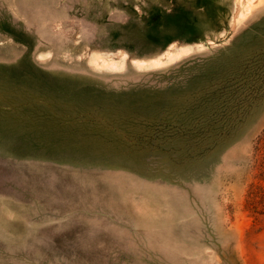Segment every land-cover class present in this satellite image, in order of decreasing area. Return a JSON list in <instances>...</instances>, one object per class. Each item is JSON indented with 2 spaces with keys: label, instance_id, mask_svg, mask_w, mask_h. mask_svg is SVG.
<instances>
[{
  "label": "rangeland",
  "instance_id": "obj_1",
  "mask_svg": "<svg viewBox=\"0 0 264 264\" xmlns=\"http://www.w3.org/2000/svg\"><path fill=\"white\" fill-rule=\"evenodd\" d=\"M245 1L0 0V264H264Z\"/></svg>",
  "mask_w": 264,
  "mask_h": 264
},
{
  "label": "bare ground",
  "instance_id": "obj_2",
  "mask_svg": "<svg viewBox=\"0 0 264 264\" xmlns=\"http://www.w3.org/2000/svg\"><path fill=\"white\" fill-rule=\"evenodd\" d=\"M248 3H251V2H254V1H256V0H246ZM245 1V2H246ZM246 4V3H245ZM249 8V6L247 5L246 7H245V9H246V11H247V9ZM168 53V54H167ZM167 53H165V54H167V55H165V56H169L171 53H169V52H167ZM169 58V57H168ZM170 59V58H169ZM157 60V59H156ZM159 60V59H158ZM160 61V60H159ZM134 62H136V61H134ZM143 62V61H142ZM158 62V61H157ZM138 63V62H137ZM145 64V63H144ZM139 65V64H138Z\"/></svg>",
  "mask_w": 264,
  "mask_h": 264
}]
</instances>
